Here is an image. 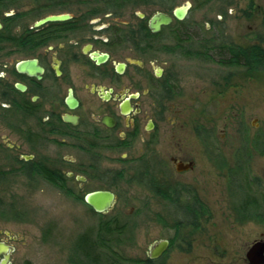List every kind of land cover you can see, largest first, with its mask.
<instances>
[{
    "label": "rangeland",
    "instance_id": "obj_1",
    "mask_svg": "<svg viewBox=\"0 0 264 264\" xmlns=\"http://www.w3.org/2000/svg\"><path fill=\"white\" fill-rule=\"evenodd\" d=\"M11 1L0 7V18L2 12L31 13L30 23L35 20L34 13H42L43 3H52ZM186 3L191 8L183 23L194 40L206 39L214 28L213 34H221L223 42L264 50V0L137 1L125 7L120 21L138 22L136 14L149 17L161 6L171 15ZM166 38L167 45L171 44ZM141 57L157 66L166 64L178 89L176 95L163 101L159 161L150 166V173L156 176L149 179L154 181L143 176L139 163L121 162L119 154L108 153L101 155V170L88 179L78 197L57 190L41 178L26 176L21 156L31 153L35 161L41 162L56 157L85 163L90 160L68 146L42 147V143L33 147L39 136H29L23 121L0 109V242L13 248L8 264H95L76 246L82 236L95 239L99 223L109 218H117L119 224L125 225L124 235L114 246L131 262L120 264H243L238 252L245 242L264 234V213L259 209L251 224H238L232 215L225 222L228 213L222 212L221 203L237 201L238 196L230 191L229 196H223L220 159L213 148L222 131L228 144L239 143L246 150L251 147V171L263 178L264 69L225 67L154 50ZM206 141L212 142L208 151ZM177 144L187 151L185 157L194 161L193 171L178 175L172 170L168 156L177 151ZM139 152L135 149L131 157ZM65 168L73 167L66 163ZM119 170L123 172L120 175ZM151 182L161 185L160 195L150 189ZM174 185L178 187L174 191L177 195L167 191ZM103 189L114 193L116 200L108 213L97 214L84 204L83 196ZM189 190L208 208L205 215L199 213L192 219L193 225L188 224ZM165 240L170 243L166 254L155 263L148 262L151 246ZM112 260L101 251L96 264H112Z\"/></svg>",
    "mask_w": 264,
    "mask_h": 264
},
{
    "label": "flooded vegetation",
    "instance_id": "obj_2",
    "mask_svg": "<svg viewBox=\"0 0 264 264\" xmlns=\"http://www.w3.org/2000/svg\"><path fill=\"white\" fill-rule=\"evenodd\" d=\"M48 1L52 3L47 6L43 3L42 13H34L35 20L31 23L29 20L33 17L28 19L31 13L2 12L0 109L19 122L23 121L29 136L33 133L39 136L33 147L42 143V147L68 146L86 155V160L90 161L56 157L41 162L35 161L36 156L31 153L21 156L23 173L41 178L71 197H78L83 194L88 179L101 170V155L108 153L119 154L121 162L139 163L143 176L154 181L149 179L156 176L153 171L150 173V166L159 161L157 146L159 124L165 113L163 101L176 95L178 89L166 64L157 66L155 62L144 61L141 56L154 50L193 58L192 53L183 57L174 51L177 26L187 15L178 21L173 16L174 10L167 15L163 9H158L149 17L136 14L138 22H121L125 7L138 0H131V3L128 0ZM156 14L168 16L171 22L152 32L149 22ZM55 16L66 19L37 25L43 19ZM166 37L171 44L167 45ZM191 47L192 34L188 29V48ZM23 63L28 64L25 72L19 70ZM222 132L213 148L218 153L222 170L219 175L226 187L223 196L230 192L238 196L237 201L221 203L222 212L228 213L223 217L227 222L232 215L238 224L248 225L255 222L258 209L264 213V176L258 177L251 171V147L246 150L239 143L228 144ZM204 145L206 151L212 148V142L206 141ZM135 149L140 152L131 157ZM176 149L168 156L172 170L178 175L193 171L195 163L185 157L187 151H182L179 144ZM66 163L73 168H65ZM122 173L119 170L118 174ZM51 180H57V183ZM151 183L150 189L160 195L161 185ZM173 187L167 191L177 195L174 191L178 187ZM95 191L109 190L88 193ZM188 199V224H192V219L199 213L205 215L208 208L193 190L188 191ZM167 242V249L158 259L150 260L148 251L147 260L151 263L160 260L169 249ZM257 242H264L263 233L245 242V247L238 252L243 264H248L246 254ZM8 247L11 251L0 255V264H8L10 260L13 248ZM225 251L223 249L222 256Z\"/></svg>",
    "mask_w": 264,
    "mask_h": 264
},
{
    "label": "trees",
    "instance_id": "obj_3",
    "mask_svg": "<svg viewBox=\"0 0 264 264\" xmlns=\"http://www.w3.org/2000/svg\"><path fill=\"white\" fill-rule=\"evenodd\" d=\"M6 1L0 0V6H4ZM140 2L152 0H138ZM12 2V1H11ZM131 3V0H128ZM161 9L165 8L163 6ZM176 49L177 54L188 57L192 53L193 58L204 61H212L225 67H242L247 69H264V50L259 47L243 49L238 46L221 41V34L208 33L207 38L198 41L192 38V47L188 48V28L184 23L177 26ZM57 183V180H51ZM125 225L119 224L117 218H109L98 225L95 239L91 240L82 236L76 246L77 250L91 262L99 263L101 251L109 258L113 259L112 264L130 263V260L122 257L116 250L114 244L119 243L120 238L124 235ZM99 251V252H98ZM95 254V256H94ZM149 262V261H148Z\"/></svg>",
    "mask_w": 264,
    "mask_h": 264
},
{
    "label": "water",
    "instance_id": "obj_4",
    "mask_svg": "<svg viewBox=\"0 0 264 264\" xmlns=\"http://www.w3.org/2000/svg\"><path fill=\"white\" fill-rule=\"evenodd\" d=\"M190 9V4L186 3L184 6L178 7L174 9L173 16L176 20L181 21L185 18L188 11ZM66 17L55 16L43 19L38 22L37 25H41L46 22H55V21H63ZM171 22V19L164 14H156L154 15L150 22L149 28L152 32H157L161 26H167ZM27 63H23L19 66V70L21 72H25L27 70ZM71 106V104H70ZM84 203L91 208L97 214H106L108 213L115 204V197L109 191H95L88 193L84 196ZM168 242L167 241H159L154 243L149 249V259L155 260L158 259L167 249ZM11 249L4 245L0 244V255L7 254ZM8 255H6V259H8ZM246 259L248 264H264V242L255 243L247 252Z\"/></svg>",
    "mask_w": 264,
    "mask_h": 264
}]
</instances>
